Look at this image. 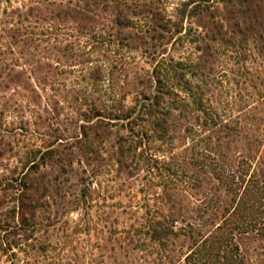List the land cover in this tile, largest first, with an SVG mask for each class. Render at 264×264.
<instances>
[{
    "label": "rangeland",
    "instance_id": "1",
    "mask_svg": "<svg viewBox=\"0 0 264 264\" xmlns=\"http://www.w3.org/2000/svg\"><path fill=\"white\" fill-rule=\"evenodd\" d=\"M3 1L0 64L18 62L33 72L41 99L33 104L22 90L0 94V183L25 163L27 172L34 161L44 175L42 184L50 187L51 207L49 215L33 225L21 219L12 193L0 201V264H158L131 240L141 208L155 205L154 195L162 188L141 178L123 185L125 177L116 160L121 139L131 133L130 120L121 119L135 117L145 90L155 93L160 70L165 91L183 92L190 84L196 91L199 85L212 89L223 106L236 105L243 118L255 117L252 129L264 141V57L255 36L247 35V42L241 43L232 35L245 27L255 34L264 31V0H207L202 7L197 0H118L119 9L132 18V28H109L94 37L72 24H26L22 31L30 33L28 40L14 48L4 12L28 7L34 0ZM213 24L228 33L222 46L204 41ZM207 45L215 80L199 78L196 69L183 78V63L195 66ZM40 60L51 63V71L39 69ZM101 67L100 80L90 79L89 69ZM167 73L168 82L163 77ZM94 105L103 117L90 116ZM96 125L105 127L97 139ZM173 138L152 141L150 149L162 152L159 157L167 161L172 156L180 159L183 137L174 133ZM257 150L260 156L254 163L264 170V143ZM49 151L57 152L62 161L53 164L54 158L43 157ZM236 240L247 264H264V237L252 233Z\"/></svg>",
    "mask_w": 264,
    "mask_h": 264
},
{
    "label": "trees",
    "instance_id": "2",
    "mask_svg": "<svg viewBox=\"0 0 264 264\" xmlns=\"http://www.w3.org/2000/svg\"><path fill=\"white\" fill-rule=\"evenodd\" d=\"M197 2L202 7L209 1ZM4 15L10 24L11 47L28 40L30 33L22 31L26 24H72L82 34L95 37L109 28H132L133 23L128 13L119 9L118 0H34L30 6L9 14L5 11ZM245 28L244 32L237 29L232 35H237L241 43L247 42V35L255 36L259 55L264 57V31L255 34L253 28ZM227 35L222 25L213 24L204 41L222 46ZM137 39L145 44L143 37ZM210 50L207 45L205 55L197 59L195 66L183 63V78L196 69L199 78L215 80L216 75L209 70L212 55H206ZM17 63L0 64V94L22 90L33 104H38L41 96L33 83L35 74ZM36 65L44 72L51 71L53 66L42 60ZM103 68L89 69L90 79L99 81ZM168 74L163 76L164 81H170ZM249 75L259 80L254 74ZM161 77L159 70L155 93L143 92V103L135 117L121 119L130 120L131 133V137L121 139L116 160L118 171L125 177L123 185L141 178L153 188H162V193L154 195L155 205L145 204L141 208L143 214L133 228L131 245L150 253L158 264H247L236 238L252 233L264 237V170L254 163L260 156L257 149L264 141L252 129L257 120L243 118L242 111L237 113L233 103L223 106L212 89L202 90L198 85L194 91L190 84L183 92L165 91ZM89 114L103 117L95 105ZM0 121H4L3 110ZM94 130L96 139L105 133L101 125H96ZM174 133L183 137V155L176 160L172 156L167 161L164 155L159 157L162 152L158 155L150 149V143L173 141ZM84 135L87 138L86 132ZM1 146L0 151H4ZM3 156L0 153V158ZM45 156L54 158L53 164L62 161L54 151ZM36 165L33 161L26 172L25 163L0 183V201L12 193L18 201L21 219L33 225L49 215L51 207L50 187L42 184L44 175ZM85 190L82 197L86 199L88 190Z\"/></svg>",
    "mask_w": 264,
    "mask_h": 264
}]
</instances>
